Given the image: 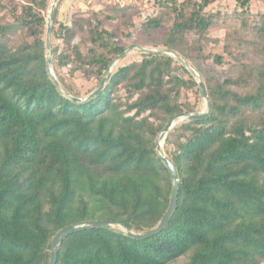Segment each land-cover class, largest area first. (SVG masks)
<instances>
[{"label": "trees", "instance_id": "trees-1", "mask_svg": "<svg viewBox=\"0 0 264 264\" xmlns=\"http://www.w3.org/2000/svg\"><path fill=\"white\" fill-rule=\"evenodd\" d=\"M218 1L155 0L139 29L134 5L108 3L69 21L56 6L52 66L62 93L48 71L51 0H0V264H50L54 236L92 220L107 226L66 234L56 264H264V14L252 19V0H235L240 23L214 38L221 13L208 8ZM134 43L188 60L211 101L208 115L168 131L175 208L140 238L125 227L157 228L173 192L157 138L171 119L200 113L202 93L174 56L142 51L91 98H73L95 92ZM249 49L262 63L245 61ZM227 64L231 74L220 76ZM78 78L97 86L83 95Z\"/></svg>", "mask_w": 264, "mask_h": 264}, {"label": "rangeland", "instance_id": "rangeland-1", "mask_svg": "<svg viewBox=\"0 0 264 264\" xmlns=\"http://www.w3.org/2000/svg\"><path fill=\"white\" fill-rule=\"evenodd\" d=\"M53 1L54 0H51V5ZM154 2L155 0H58L55 7L56 6L58 7V18L64 21H69L71 18V14L73 13L85 12L90 9L100 10L108 3H114L117 5H123V4L134 5L139 10V14L135 17V20H134L135 25H136L135 28L139 29L142 15L146 16L148 13L152 12V10L157 8ZM208 11H213V12L217 11L221 13L220 18H217V24L210 31L209 36L211 37L223 38L227 33V29L229 28V25L240 23L239 20H236L234 18V17H237L236 13L238 11L235 0H219L218 2L213 4L211 7H209ZM250 11L254 13L253 15L250 16V18L252 19H256L257 18L256 16H260V14H264V1L252 0L250 4ZM48 17H49V14H48ZM135 28H133L132 30H135ZM150 38L151 40L153 39V37H150ZM149 43L152 44L153 42L150 41ZM151 44H148V45H140L137 43L132 44L124 52L125 56L123 55L120 59H116L114 61L113 67H116L117 65H122V64L138 59L140 57V52L145 51V50H141L138 47L150 48V49H163V48H154L152 47ZM133 45H136V47H133ZM209 49L217 51V52H222L223 46H222V43L212 42L210 43ZM52 56H53V53H52ZM244 58H245V61L255 63V64H260L262 63V60H263L259 56L258 51L253 50V49H249L248 51H246ZM51 70H52V73L55 75L52 65H51ZM231 70H232L231 67L229 66V64H227L224 66H220L218 68V73L220 76H226L228 74H231ZM76 83L80 87L83 95H85L86 92H88V90L93 89L94 87L97 86V83L86 82L85 80L81 78H78L76 80ZM206 108H207L206 102L202 96V105H201L200 112L205 111ZM183 119L184 118H181V117L177 118L174 125ZM164 142H165V137L162 139L161 144H162V150L164 154L166 155L167 153L164 148ZM111 225L115 228H118L121 230L123 229V226L120 224L112 223ZM186 260H187L186 258H181L174 264H183Z\"/></svg>", "mask_w": 264, "mask_h": 264}, {"label": "water", "instance_id": "water-1", "mask_svg": "<svg viewBox=\"0 0 264 264\" xmlns=\"http://www.w3.org/2000/svg\"><path fill=\"white\" fill-rule=\"evenodd\" d=\"M58 0H54L51 8H50V12H49V17L47 20V37H46V46H47V50L49 52V59H48V71L49 74L54 78V80L56 81V85L58 86V88L61 90L62 93H64V91L62 90V88L60 87L56 76L52 73L51 70V65H52V20H53V16H54V10H55V5L57 3ZM133 47H136V45H133ZM141 50H145L147 52H159V53H165V54H170L172 56H174L177 60H179L198 80V84L202 93V96L206 102V110L200 113H191V114H187V115H182L180 116L181 118H188V119H197V118H202L205 117L206 115H208L211 111V101L210 98L208 96L205 84L202 80V77L200 75V73L185 59L183 58L181 55L177 54L175 51L173 50H168V49H150V48H143V47H138ZM123 55L119 56L118 59H120ZM113 67V66H112ZM112 67L108 70L107 75L105 76V78L101 81V83L99 84L98 88L95 90V92H93L92 94H90L89 96H87V98L82 99V98H78V97H73L76 101H86L89 98H91L94 93L98 92L103 85L106 83V81L108 80L110 73L112 71ZM176 119H171L166 126L164 127V129L162 130V132L159 134L158 138H157V151L158 154L160 155V157L167 163V165L169 166L171 173H172V178H173V192H172V196H171V200H170V205L169 208L167 209L166 213L164 214L160 224L158 225L157 228H155L154 230L148 231V232H143V233H135L133 231L130 230L129 227H125V230L127 232V234L131 237L134 238H140L142 236H147V235H151L154 234L158 231H160L162 229V227L165 225V223L167 222L170 214L173 212L174 208H175V204H176V199H177V193H178V187H179V177H178V173L176 170L175 165L173 164V162H171V160L167 157V155L164 154L163 150H162V144L161 141L164 137H166L168 131L173 127L174 123H175ZM96 226H102L105 227L107 226V221L104 220H92V221H86L84 223H80V224H72L69 226H66L64 228H62L53 238L52 240V245L54 247V253L51 259L50 264H56L57 262V257H58V250H59V242L60 240L68 233L81 229V228H92V227H96Z\"/></svg>", "mask_w": 264, "mask_h": 264}]
</instances>
